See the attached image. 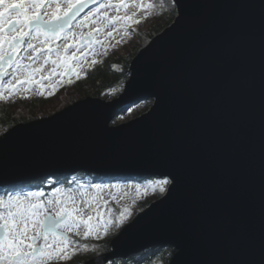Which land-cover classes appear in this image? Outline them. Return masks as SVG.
<instances>
[{
  "label": "water",
  "instance_id": "95a60500",
  "mask_svg": "<svg viewBox=\"0 0 264 264\" xmlns=\"http://www.w3.org/2000/svg\"><path fill=\"white\" fill-rule=\"evenodd\" d=\"M174 3L118 96H88L0 134V187L78 172L168 176L174 187L85 264L155 246L175 249L168 264H264V0ZM146 99L145 113L112 124Z\"/></svg>",
  "mask_w": 264,
  "mask_h": 264
},
{
  "label": "snow or ice",
  "instance_id": "6c2138e0",
  "mask_svg": "<svg viewBox=\"0 0 264 264\" xmlns=\"http://www.w3.org/2000/svg\"><path fill=\"white\" fill-rule=\"evenodd\" d=\"M91 3H98L99 7L76 22L81 11ZM127 6L125 0H119L117 4L111 3V0L108 3H101L100 0H63V6L62 0H0V96L3 94L5 76H10L16 83H40L34 80V76L42 71V66L34 65L41 57H44V64L51 62L64 70L59 72L54 68L51 75L72 74V61L78 58L77 51L100 43L93 39L92 31L85 35L77 29L90 23L99 24L102 20L108 23H116L122 19L131 21L130 16L113 17L106 11ZM108 35L112 36L113 33L109 32ZM77 36L78 42L74 39ZM60 40L65 43L62 46L56 45L55 42ZM72 48L77 51L69 55V49ZM24 73L27 76L21 81L18 77ZM46 78L48 77H41V80ZM41 88L43 89V85ZM9 90L16 89L10 87ZM41 94L43 95V90ZM173 179L165 176L149 180L146 184L128 185V188L132 190L134 187L139 197L148 192L163 195L169 191V185L174 187ZM79 187L77 193L76 189L61 184L52 189L51 197L46 200L43 199L46 195L43 190L0 196V264H45L50 259H67L66 253L72 244L66 234L68 231L83 225L87 229L84 233L86 237L94 233L99 238L100 228L107 235L110 227L119 229L133 216L128 207L120 210L118 215H113L112 209L105 211L98 206L96 216L88 215L85 219L80 203L88 198L89 189L99 193L107 188L119 190L120 185L92 184ZM95 200V197H90L88 203ZM107 203L104 202L105 207ZM135 203L134 199L133 204ZM97 218L100 223L94 224L93 221ZM84 247L87 248V245Z\"/></svg>",
  "mask_w": 264,
  "mask_h": 264
},
{
  "label": "rangeland",
  "instance_id": "374dc122",
  "mask_svg": "<svg viewBox=\"0 0 264 264\" xmlns=\"http://www.w3.org/2000/svg\"><path fill=\"white\" fill-rule=\"evenodd\" d=\"M100 2L108 3L109 0H100ZM173 2L174 0H125V3L128 5L126 8H111L106 11L109 16L113 17L117 15L121 17L130 16L132 17L131 21L122 19L116 23H108V21L102 20L99 24L90 23L83 28L77 29L78 32L82 31L85 35H87L89 31H92L93 39L95 41H100V43H94L91 47H82L78 51L76 48L69 49V55L71 52L77 51L78 57L76 60L72 61L74 71L69 76L51 75L54 68L59 72H63L64 70L58 68L57 65L51 62L44 64V57L37 60L34 65V67L42 66V71L36 73L34 76V80L40 81V83H32L31 85L27 83H16L10 76H6L4 78L5 86L3 94L0 96V114H4V116L0 117V122L4 123V125H8L14 122L29 121L28 119L35 120L41 118L45 114L46 115L43 117L47 115L50 116L86 96L98 95V97L104 99H113L118 96L128 80L126 79V75L127 70H130L129 59L132 57L133 52L137 49L140 50L145 44L149 43L153 38L151 35L158 24H164L168 21L167 19L176 12L177 8L175 9ZM111 3L117 4L119 0H111ZM148 5H152V7H148ZM98 7L99 4L95 3L94 6L80 16L76 22L83 19L90 11H94ZM137 20L140 22L135 23ZM96 29H100V31H96ZM109 32H112L113 35L109 36ZM158 33L156 32V34ZM74 39L78 42L79 36ZM63 43H65L63 40L55 42L56 45L61 46ZM61 51L63 52V47H61ZM55 58V54H53V59ZM26 76L27 73H24L22 76L18 77V79L23 81ZM41 77L48 78L41 80ZM104 82L105 84H111V87L107 86L104 89L99 88V91H96L97 84H104ZM41 85H43V89ZM10 87H14L16 90L10 91ZM42 90L43 95L41 94ZM22 102H25L24 104L27 102L30 103H27L28 107L26 106L25 108L23 104H18ZM31 103L32 106H29ZM34 105H36V107ZM149 108L145 100L134 103L128 106L125 117L114 124L130 121L145 113ZM129 109L131 111H128ZM36 112L38 114H35ZM6 130L4 126L0 125V134H3ZM117 178L118 177L94 179L88 176V173L72 174L67 179L53 175L46 179V181L48 180L47 183L36 181L23 184L17 188L18 190L14 188V192L11 190L12 193L9 188H6L3 190V195L0 194V196L14 194L16 192L43 190L46 193L43 199L46 200L51 197L52 189L54 187H59L61 184L65 187L76 189L77 193H79L80 185H120L119 190L107 188L99 193L93 189H89L88 198H85V200L80 203V207L84 209L82 215L85 219L88 215H93L95 217L96 208L99 206L105 211L109 208L112 209L113 215H118L120 210L124 207H128L132 210L133 216L119 229L110 227L107 235L104 234L103 228H100L99 238H97L94 233L86 237L84 233L87 229L83 225L78 228H73L66 233L72 241L66 253L68 258L50 259L45 262V264H85L88 260L108 252V246H111L113 238L120 233L126 224L133 220L138 212L144 209L141 208L149 197L157 193L148 192L147 195L139 197L135 192V188L133 187L132 190H129L128 185L134 186L137 183L146 184L149 180L160 179V177L156 176H125L121 177L120 181H118ZM32 188L34 190H32ZM90 197H95V202L89 204L88 199ZM113 197L116 199L114 200ZM134 199L136 200L135 204H133ZM105 201L108 202L106 207L104 206ZM93 223H100L99 218L95 219ZM84 245H87V248H85ZM159 254L165 255V251H161ZM156 257L157 256H154L153 260ZM163 259L165 261L164 257ZM163 259L159 261L160 264H164Z\"/></svg>",
  "mask_w": 264,
  "mask_h": 264
},
{
  "label": "trees",
  "instance_id": "16d2710c",
  "mask_svg": "<svg viewBox=\"0 0 264 264\" xmlns=\"http://www.w3.org/2000/svg\"><path fill=\"white\" fill-rule=\"evenodd\" d=\"M173 4H174V7H175V9L177 8L176 7V5H175V3L173 2ZM176 15H177V9H176V12L175 13H173L172 14V16L169 18V19H167L168 21L167 22H165L164 24H161V25H159L158 24V26L155 28V30H154V32L152 33V35H151V37H153L155 34H156V32L158 33V32H160V31H162L165 27H167L168 25H170L172 22H173V20L175 19V17H176ZM139 52V49H137V50H135L134 52H133V55H132V57L129 59L130 61H129V65L131 64V60L133 59V57L137 54ZM118 59V58H117ZM126 60H128V59H126ZM130 67V66H129ZM129 76H130V70H127V75H126V79H128L129 78ZM105 80V79H104ZM111 84H109V83H106L105 84V82H104V84H102V83H99V84H97V88H96V91H99V88H102V89H104V88H106L107 86H110ZM111 87V86H110ZM118 95V94H117ZM94 96H97L98 97V95H94ZM86 97H88V96H86ZM85 97V98H86ZM145 102L146 103H148V107H150V105L153 103V100L152 99H147V100H145ZM25 102H22V103H18V104H23L24 105V107L26 108V106L30 103V102H27L26 104H24ZM33 103V102H32ZM32 103L29 105V106H32ZM33 104H35V103H33ZM35 107H36V105H34ZM28 107V106H27ZM127 109H128V106H124V107H122V108H120V109H118L115 113H114V116H113V120H112V124H114V123H116L118 120H120V119H122V118H124L125 117V115H126V112H127ZM35 114H38L37 112L35 113ZM43 115V114H42ZM46 115V114H45ZM45 115H43V116H45ZM1 116H4V114H0V117ZM42 116V117H43ZM47 116H49V115H47ZM4 120V119H3ZM27 120V119H26ZM29 121H32L31 119H28ZM29 121H24V122H29ZM18 123H21V122H14V123H11V124H6V125H4V123H1L0 122V125H2V126H4V128L5 129H9L10 127H12V126H14V125H16V124H18ZM83 174V173H86L87 174V172H78V173H73V174ZM72 175V173H67V174H61V175H56V176H60V177H62V178H69L70 176ZM88 176H91L92 178H94V179H99V178H102V179H105V178H108L109 179V177H118L117 178V180L118 181H120V178L121 177H125V176H128V177H130V176H132V175H97V174H91V173H88ZM48 177H50V176H46V177H43V178H40V179H36V180H31V181H26V182H22V183H18V184H13V185H7V186H4V187H0V194L1 195H3V190H5L6 188H9V190H10V192H11V190H12V192H14L13 190H14V188H19L20 186H22L23 184H29V183H31V182H36V181H40V182H42V183H47V181H46V179L48 178ZM136 177H139V176H136ZM140 177H144V176H140ZM145 177H147V176H145ZM150 177V176H149ZM115 180V179H114ZM18 190V189H17ZM32 190H34L33 188H32ZM16 191V190H15ZM11 192V193H12ZM9 193V192H8ZM153 195V194H152ZM150 196L149 197V199L144 203V205H143V207L141 208V209H145L148 205H150L151 203H152V201H154V200H156V199H158V198H160L162 195L159 193V192H157L155 195H153V196ZM112 250V248H111V246H108V249H107V251H111ZM161 251H165V255H162V254H159ZM174 252H175V249L173 248V247H171V246H164V247H159V246H155V247H151V248H149V249H146V250H144V251H142V252H140V253H138V254H135V255H131V256H129V257H126V258H122V257H120V258H115V259H113V260H111L108 264H160L159 263V261H161L162 259H163V257L165 258V261H164V259H163V261H164V264H168L169 262H170V260H171V258H172V256H173V254H174ZM151 255H152V257H151ZM154 256H157L154 260H153V258H154ZM156 259H157V261H156Z\"/></svg>",
  "mask_w": 264,
  "mask_h": 264
},
{
  "label": "flooded vegetation",
  "instance_id": "af4514ba",
  "mask_svg": "<svg viewBox=\"0 0 264 264\" xmlns=\"http://www.w3.org/2000/svg\"><path fill=\"white\" fill-rule=\"evenodd\" d=\"M10 70V69H9ZM6 77V76H5Z\"/></svg>",
  "mask_w": 264,
  "mask_h": 264
}]
</instances>
